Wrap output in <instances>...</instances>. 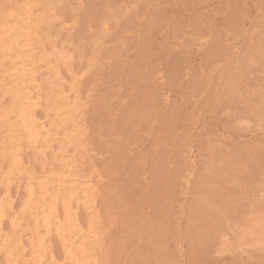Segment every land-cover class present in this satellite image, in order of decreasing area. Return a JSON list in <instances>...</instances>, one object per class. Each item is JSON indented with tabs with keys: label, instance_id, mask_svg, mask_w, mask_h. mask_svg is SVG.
<instances>
[{
	"label": "rangeland",
	"instance_id": "rangeland-1",
	"mask_svg": "<svg viewBox=\"0 0 264 264\" xmlns=\"http://www.w3.org/2000/svg\"><path fill=\"white\" fill-rule=\"evenodd\" d=\"M0 212V264H264V0H0Z\"/></svg>",
	"mask_w": 264,
	"mask_h": 264
},
{
	"label": "bare ground",
	"instance_id": "bare-ground-1",
	"mask_svg": "<svg viewBox=\"0 0 264 264\" xmlns=\"http://www.w3.org/2000/svg\"><path fill=\"white\" fill-rule=\"evenodd\" d=\"M14 13H15V12H14ZM3 22H4V21H3ZM8 22H9V21H8ZM9 23H10V22H9ZM17 25H18V24H17ZM6 37H7V36H6ZM5 39H6V38H5ZM14 40H15V39H14ZM1 41H2V40H1ZM14 43H15V42H14ZM31 43H32V42H31ZM28 47H29V46H28ZM32 48H33V47H32ZM4 50L6 51L5 48L3 49V51H4ZM19 60H21L20 57H19ZM12 62H13V61H12ZM20 62H21V61H20ZM15 63H16V62H15ZM18 66H19V65H18ZM17 70H18V69H17ZM30 72H31V71H30ZM22 75H23V74H22ZM28 77H29V76H28ZM23 82H24V81H23ZM25 113H27V112H25ZM19 114H21V113H19ZM17 115H18V114H17ZM24 118H25V117H24ZM26 118H27V117H26ZM28 123H30V122H28ZM31 126H32V125H31ZM27 130H28V129H27ZM29 132H30V131H29ZM31 132H32V131H31ZM34 133H35V132H34ZM33 135H34V134H33ZM7 145H8V144H7ZM12 149H13V148H12ZM6 150H7V149H6ZM19 164H20V163H19ZM21 165H22V164H21ZM43 190H44V189H43ZM45 190H46V189H45ZM29 191H30V190H29ZM30 193H33V192L31 191ZM31 195H32V194H31ZM36 195H37V194H36ZM9 196H10V195H9ZM32 196H34V195H32ZM72 197H73V196H72ZM38 200H39V199H38ZM58 201H59V200H58ZM44 205H45V204H44ZM45 206H46V205H45ZM45 206H44V207H45ZM67 216H68V215H67ZM67 216H66V217H67ZM0 218H2V212H0ZM44 218H45V220H47L48 217L44 214ZM48 221H49V219H48ZM59 224H60V222H59ZM60 225H61V224H60ZM62 226H63V224H62ZM75 226H76V225H75ZM60 227H61V226H60ZM63 228H64V227H63ZM49 230H50V229H49ZM60 230H61V228H60ZM62 231H63V230H62ZM73 231H74V230H73ZM73 231H72V232H73ZM76 231H77V230H76ZM72 232H71V233H72ZM66 233H68V232H66ZM66 233H65V235H66ZM73 234H74V233H73ZM65 235H64V236H65ZM70 236H71V235H70ZM72 237H73V236H71V239H72ZM69 239H70V237H69ZM72 240H73V239H72ZM68 246H69V244H68ZM73 256L75 257V255H73Z\"/></svg>",
	"mask_w": 264,
	"mask_h": 264
}]
</instances>
